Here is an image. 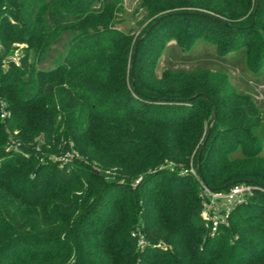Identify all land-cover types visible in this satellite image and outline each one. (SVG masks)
<instances>
[{"label":"trees","instance_id":"obj_1","mask_svg":"<svg viewBox=\"0 0 264 264\" xmlns=\"http://www.w3.org/2000/svg\"><path fill=\"white\" fill-rule=\"evenodd\" d=\"M140 3L152 20L133 41L123 0H0V264H264L256 102L224 70L155 74L171 38L260 74L264 0ZM201 180L256 188L213 236Z\"/></svg>","mask_w":264,"mask_h":264},{"label":"rangeland","instance_id":"obj_2","mask_svg":"<svg viewBox=\"0 0 264 264\" xmlns=\"http://www.w3.org/2000/svg\"><path fill=\"white\" fill-rule=\"evenodd\" d=\"M125 12L122 15L124 19L122 29L130 32L135 41L140 35L142 29L151 22L152 19L146 17L147 12L141 7L140 0H123ZM14 55L10 56L18 62L21 56V50L24 45H16ZM163 53L159 56L155 74L160 77L163 70L184 69L194 71L200 69H210L213 71L224 70L230 78L234 90L239 94H247L256 102V107L259 108L262 115V123H264V71L258 75H254L244 68L240 53H232L224 59H219L215 55V48L211 45L199 43L196 49L192 52H184L177 45L176 40L171 38L163 42ZM57 50H53L47 56V59L39 65L41 69L51 68L52 62L57 57V51H62V46H56ZM262 149L261 155H264V131H262ZM16 150V148L14 147ZM190 168H193L192 164ZM110 174L106 172L105 176ZM112 178V177H111ZM198 226H203L202 220L197 221Z\"/></svg>","mask_w":264,"mask_h":264},{"label":"built area","instance_id":"obj_3","mask_svg":"<svg viewBox=\"0 0 264 264\" xmlns=\"http://www.w3.org/2000/svg\"><path fill=\"white\" fill-rule=\"evenodd\" d=\"M15 62L14 58H11ZM17 63V62H15ZM6 114L3 112L1 117H5ZM8 148L7 150H9ZM170 169L171 166H169ZM182 174H190L195 179H198V175L193 168L184 170ZM201 197V211L200 218L203 222L204 229L209 235H215L220 228L227 227L229 225L230 217L233 211L240 205L246 204L249 199L255 193V186L250 184H238L233 185L224 191H210L207 189L202 182ZM134 236V235H133ZM144 243L143 239L140 238L138 244L142 246Z\"/></svg>","mask_w":264,"mask_h":264},{"label":"water","instance_id":"obj_4","mask_svg":"<svg viewBox=\"0 0 264 264\" xmlns=\"http://www.w3.org/2000/svg\"><path fill=\"white\" fill-rule=\"evenodd\" d=\"M161 19H162V18H160L159 20H161ZM157 22H158V21H156L154 24H157ZM136 54H137V50H136V48H135L134 51H133V55H132L131 74L133 73V64L135 63V60H136ZM213 121H214V119H213ZM208 132H209V131H208ZM207 138H208V137H206V138L204 139V141H203V143H202V145H201L200 151H199V159H198L197 171H200V164H199L200 156H201L202 150H203V148H204V146H205V144H206ZM201 181H202L203 185H204L207 189H209V188L206 186L204 180H201ZM238 184H244V181H235V182H233V183H231V184L226 185L223 189H227V188H229V187H231V186H233V185H238ZM255 184H256V183H255ZM209 190H210V191H215V190H213V189H209Z\"/></svg>","mask_w":264,"mask_h":264}]
</instances>
